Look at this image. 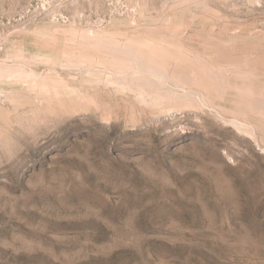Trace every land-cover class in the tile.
<instances>
[{
    "label": "rangeland",
    "instance_id": "374dc122",
    "mask_svg": "<svg viewBox=\"0 0 264 264\" xmlns=\"http://www.w3.org/2000/svg\"><path fill=\"white\" fill-rule=\"evenodd\" d=\"M0 264H264V0H0Z\"/></svg>",
    "mask_w": 264,
    "mask_h": 264
},
{
    "label": "bare ground",
    "instance_id": "6f19581e",
    "mask_svg": "<svg viewBox=\"0 0 264 264\" xmlns=\"http://www.w3.org/2000/svg\"><path fill=\"white\" fill-rule=\"evenodd\" d=\"M151 69H153V68H151Z\"/></svg>",
    "mask_w": 264,
    "mask_h": 264
}]
</instances>
